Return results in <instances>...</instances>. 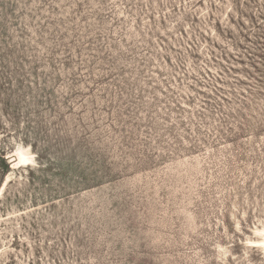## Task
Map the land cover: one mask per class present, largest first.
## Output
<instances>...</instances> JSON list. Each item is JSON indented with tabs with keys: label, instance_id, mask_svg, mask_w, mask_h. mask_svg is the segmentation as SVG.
Here are the masks:
<instances>
[{
	"label": "rangeland",
	"instance_id": "obj_1",
	"mask_svg": "<svg viewBox=\"0 0 264 264\" xmlns=\"http://www.w3.org/2000/svg\"><path fill=\"white\" fill-rule=\"evenodd\" d=\"M0 29V264H264V0H0Z\"/></svg>",
	"mask_w": 264,
	"mask_h": 264
},
{
	"label": "water",
	"instance_id": "obj_2",
	"mask_svg": "<svg viewBox=\"0 0 264 264\" xmlns=\"http://www.w3.org/2000/svg\"><path fill=\"white\" fill-rule=\"evenodd\" d=\"M8 163L14 162V159H9Z\"/></svg>",
	"mask_w": 264,
	"mask_h": 264
},
{
	"label": "trees",
	"instance_id": "obj_3",
	"mask_svg": "<svg viewBox=\"0 0 264 264\" xmlns=\"http://www.w3.org/2000/svg\"><path fill=\"white\" fill-rule=\"evenodd\" d=\"M4 16H5V15H4ZM4 16H3V17H4ZM0 30H1V29H0Z\"/></svg>",
	"mask_w": 264,
	"mask_h": 264
}]
</instances>
